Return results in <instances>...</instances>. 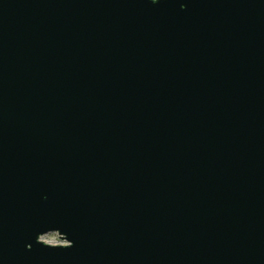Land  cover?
I'll return each mask as SVG.
<instances>
[{"label":"water","instance_id":"1","mask_svg":"<svg viewBox=\"0 0 264 264\" xmlns=\"http://www.w3.org/2000/svg\"><path fill=\"white\" fill-rule=\"evenodd\" d=\"M0 264H264V0H0Z\"/></svg>","mask_w":264,"mask_h":264},{"label":"rangeland","instance_id":"2","mask_svg":"<svg viewBox=\"0 0 264 264\" xmlns=\"http://www.w3.org/2000/svg\"><path fill=\"white\" fill-rule=\"evenodd\" d=\"M44 237L52 238V240L54 241L53 243H49L48 240H44V239H42L44 242H46V243H48V244H52V245H56V244H63V245H65V244H66V242L61 241V240L59 239V236H58L57 234H55V233H53V234H48V235H46V236H44Z\"/></svg>","mask_w":264,"mask_h":264},{"label":"clouds","instance_id":"3","mask_svg":"<svg viewBox=\"0 0 264 264\" xmlns=\"http://www.w3.org/2000/svg\"><path fill=\"white\" fill-rule=\"evenodd\" d=\"M41 239L48 240L49 243H53L54 242L52 240V238H49V237H41Z\"/></svg>","mask_w":264,"mask_h":264}]
</instances>
